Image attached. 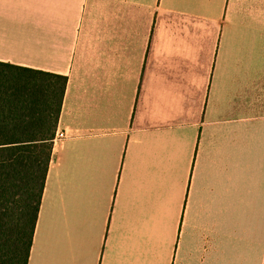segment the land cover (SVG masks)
I'll list each match as a JSON object with an SVG mask.
<instances>
[{"label": "crops", "instance_id": "crops-1", "mask_svg": "<svg viewBox=\"0 0 264 264\" xmlns=\"http://www.w3.org/2000/svg\"><path fill=\"white\" fill-rule=\"evenodd\" d=\"M0 62L67 77L27 264L264 263V0H0Z\"/></svg>", "mask_w": 264, "mask_h": 264}, {"label": "trees", "instance_id": "trees-1", "mask_svg": "<svg viewBox=\"0 0 264 264\" xmlns=\"http://www.w3.org/2000/svg\"><path fill=\"white\" fill-rule=\"evenodd\" d=\"M66 84L0 62V264L28 263Z\"/></svg>", "mask_w": 264, "mask_h": 264}, {"label": "built area", "instance_id": "built-area-1", "mask_svg": "<svg viewBox=\"0 0 264 264\" xmlns=\"http://www.w3.org/2000/svg\"><path fill=\"white\" fill-rule=\"evenodd\" d=\"M64 136H65L64 132H59V133H57V134L54 136V138H53L52 141H56V140H58V139H61V138H63Z\"/></svg>", "mask_w": 264, "mask_h": 264}]
</instances>
